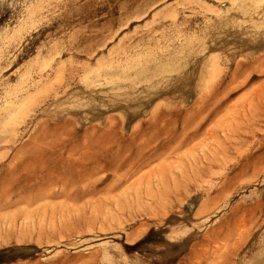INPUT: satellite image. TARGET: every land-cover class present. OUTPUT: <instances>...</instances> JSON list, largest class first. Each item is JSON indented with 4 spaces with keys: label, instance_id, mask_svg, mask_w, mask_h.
I'll return each instance as SVG.
<instances>
[{
    "label": "rangeland",
    "instance_id": "1",
    "mask_svg": "<svg viewBox=\"0 0 264 264\" xmlns=\"http://www.w3.org/2000/svg\"><path fill=\"white\" fill-rule=\"evenodd\" d=\"M0 264H264V0H0Z\"/></svg>",
    "mask_w": 264,
    "mask_h": 264
}]
</instances>
